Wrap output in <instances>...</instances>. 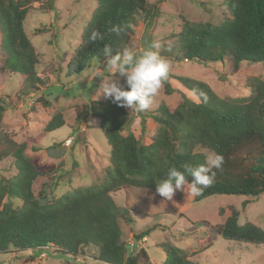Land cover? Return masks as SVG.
Masks as SVG:
<instances>
[{
	"label": "trees",
	"instance_id": "obj_1",
	"mask_svg": "<svg viewBox=\"0 0 264 264\" xmlns=\"http://www.w3.org/2000/svg\"><path fill=\"white\" fill-rule=\"evenodd\" d=\"M96 1L97 7L69 63L70 73L72 67L76 72L83 71L90 62L104 70V46L110 45L113 54L131 48V37L138 25L143 23L146 31L152 32L162 14L161 7L168 0ZM222 1L230 16L217 24L185 21L172 57L200 63L224 62L231 57L235 70L242 62H264V0ZM38 4L43 7V0H0L1 45L5 53L1 69L25 75L26 85L32 89L44 83L38 75L42 56L27 34L25 21ZM47 8L54 9V5L49 3ZM121 24L126 29L119 35L110 30ZM93 30H98L103 40L91 41ZM176 79L191 91L206 94L207 102L201 98L202 102L195 104L186 97L173 112L163 102L150 114L158 124L150 144L144 140L145 123L141 138L130 130L132 119L127 108L117 106L109 98L90 102L87 112L99 120L110 147V169L105 182L55 197L49 185L63 170L66 148L60 142L47 147L48 156L60 159L57 165H49L26 153V143L18 145L12 152L16 175L0 177V255L47 248L73 257L88 253L101 264H154L146 250L141 249L137 255L128 253L130 243L123 225L134 223L132 208L118 205L113 193L123 187L156 192V184L166 177L170 166L183 170L185 164L204 163L206 154L201 150L222 154L224 163L214 170L215 182L193 198L195 202L215 195H241L247 197L242 203L245 208L252 201L249 198L263 194L264 80L252 77L248 81L249 96L225 99L204 81L185 76ZM124 81L125 78L120 84ZM163 84L168 94L173 93L169 80ZM1 105L0 98V109ZM63 111L54 114L46 131H56L66 124ZM4 156L0 150V161ZM240 216L241 212L232 208L230 215L211 232L229 241L264 245V228L251 221L242 224ZM150 232L148 229L134 238L139 241ZM162 247L166 259L159 264H198L177 246L164 243Z\"/></svg>",
	"mask_w": 264,
	"mask_h": 264
},
{
	"label": "rangeland",
	"instance_id": "obj_2",
	"mask_svg": "<svg viewBox=\"0 0 264 264\" xmlns=\"http://www.w3.org/2000/svg\"><path fill=\"white\" fill-rule=\"evenodd\" d=\"M148 1L153 3L157 0ZM43 3V7L36 5L25 21L27 34L42 56L38 75L44 83L37 89L26 85L25 75L1 69L5 53L0 31V150L5 153L0 161V177L16 175L12 152L21 143L27 144L26 153L38 156L43 163L57 165L60 159L48 156L46 148L60 142L66 148L62 158L64 167L60 176L49 185L54 196L60 197L78 188L100 184L108 178L110 147L101 133L99 120L87 112L91 101L106 98L100 94L101 79L90 78L98 68L96 64L90 62L87 68L78 72L72 67L71 73L69 65L97 1L43 0ZM49 3L54 5V9L47 8ZM161 11L155 29L148 32L140 23L130 45L138 51L158 42L161 56L170 65L168 80L173 93L168 94L162 84L149 110L136 112L127 108L132 119L130 130L137 138H141L145 123L146 144L152 142L158 128L150 114L163 102L173 112L191 92L176 79L178 76L204 81L225 99L249 96L248 81L252 77L264 80V62H242L235 70L231 57L224 62L200 63L177 61L171 56L185 21L217 24L230 16L222 0H168ZM100 70L105 81L114 79L120 84L125 78L119 73L113 77L107 67ZM41 99L51 102V105H44ZM58 110H64L66 124L56 131H46V125ZM201 151L205 154L210 152ZM37 187V184L33 186L35 192ZM113 198L118 205L132 208L134 223L123 225L131 251L137 255L141 249L146 250L154 264L166 259L164 243L181 248L198 264H264V245L229 241L211 232L212 227L223 223L232 208L241 212L240 223L251 221L264 228V193L256 199L249 198L252 201L245 208L242 205L247 199L245 196L215 195L195 202L187 190L177 191L173 200L167 201L150 189L123 187L113 193ZM148 229L151 230L148 236L139 241L134 238L135 234L140 235ZM0 264L101 263L88 253L73 257L43 248L1 254Z\"/></svg>",
	"mask_w": 264,
	"mask_h": 264
},
{
	"label": "clouds",
	"instance_id": "obj_3",
	"mask_svg": "<svg viewBox=\"0 0 264 264\" xmlns=\"http://www.w3.org/2000/svg\"><path fill=\"white\" fill-rule=\"evenodd\" d=\"M125 29L126 26L121 24L114 25L110 30L119 35ZM89 39L103 40V35L98 30H93ZM160 48L158 42H153L138 51L126 47L113 54L111 46L106 44L103 48L107 58L106 67L113 77L117 73L124 76V84L121 85L114 79L105 81L99 68L91 73L90 78L101 79L100 94L111 99L117 106L145 112L150 109L153 98L158 95L162 84L169 77L170 65L167 59L161 56ZM188 98L195 104L201 103V98L203 102H207L206 94L196 90L188 93ZM223 163L222 154L209 152L204 163L197 166L185 164L182 166L183 170L170 166L166 177L156 184V192L167 201H172L177 191L187 190L188 196L198 197L215 182L214 170L220 169ZM188 177L191 178L190 182Z\"/></svg>",
	"mask_w": 264,
	"mask_h": 264
},
{
	"label": "water",
	"instance_id": "obj_4",
	"mask_svg": "<svg viewBox=\"0 0 264 264\" xmlns=\"http://www.w3.org/2000/svg\"><path fill=\"white\" fill-rule=\"evenodd\" d=\"M131 252V246L129 245L128 246V253H130Z\"/></svg>",
	"mask_w": 264,
	"mask_h": 264
}]
</instances>
